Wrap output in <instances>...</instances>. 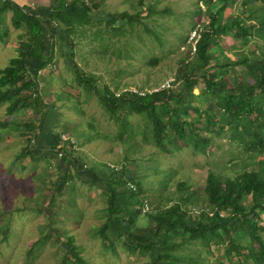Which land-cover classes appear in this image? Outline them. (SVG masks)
Here are the masks:
<instances>
[{
  "label": "rangeland",
  "instance_id": "1",
  "mask_svg": "<svg viewBox=\"0 0 264 264\" xmlns=\"http://www.w3.org/2000/svg\"><path fill=\"white\" fill-rule=\"evenodd\" d=\"M138 1L87 0L93 9L94 22L73 37L72 61L79 76L88 78L89 82L78 80L71 64L69 44L63 42L60 49L56 39L53 63L38 72V88L36 93L30 91L28 104L10 116L6 114V103L0 104V123H7L0 126V264H77L70 255L68 260H63L64 243L70 236L76 252L90 264H143L150 260V254L131 252L125 246V237L118 234L116 221L110 222L107 239L98 235L100 226L108 218L105 186L111 180V167L120 170L125 166L123 174L116 176V179L122 176L120 182L113 183L119 196L126 195L127 181L139 182L140 197L147 201L149 210L142 213L130 203L125 207L121 197L116 205L123 208V213L140 212L132 216L130 227L124 222L125 215H120L117 221L119 226L123 224L125 233L129 229L140 233L147 229L153 231L154 222L147 213L176 201L180 182H186L195 191L196 202L188 207L201 205L208 172L233 178L244 170L259 169L258 161H264V152L245 149L237 139L231 138L230 132L219 136L207 134L201 127L206 116L196 121L193 111L186 121H195L199 133L211 137L205 152L194 150L192 144L184 146L179 140L178 144L169 145L170 152L161 151L152 142L149 124L140 115H130L128 132L122 138L118 136L121 129L104 111L94 87L101 93L105 86L117 88L116 95L125 89L145 92L167 87V83L174 81L179 62L192 56L187 39L192 29L201 28L207 21L203 0H145L154 12L142 16L132 26L126 21L107 26L104 20H97L122 11L137 13L142 8ZM212 1L210 8L214 10L219 4ZM235 3L226 6L223 14L227 19L240 13L246 17L247 7L243 6L246 0ZM48 39L46 30V43L50 42ZM8 41L0 40V68L19 50L20 38L16 34L9 41L14 50L2 47ZM221 46L229 59L234 60L237 55L249 57L241 72L250 70L264 57V43L255 36L241 41L225 37ZM241 67L230 70L238 74ZM194 93L199 96L196 105L219 115L216 97L203 89L200 77ZM36 96L39 105L34 102ZM41 120L49 123L45 136L59 139L57 145L66 149L62 160L59 154L51 153L54 151L49 146L36 150L32 138L28 142L29 134H19L20 131L28 133L24 123L39 126ZM37 135L42 143L43 133L39 131ZM26 145L34 151V157L19 156ZM61 163L68 165L70 177L66 182H62L61 172L66 169ZM77 170L87 173L88 179L77 177ZM92 172L99 180L94 179ZM128 177L133 180L124 183ZM260 217L264 219V212ZM210 248V254H202L206 248L194 244L181 248L178 253L185 256L201 253L195 264L223 263L222 248L214 244Z\"/></svg>",
  "mask_w": 264,
  "mask_h": 264
},
{
  "label": "trees",
  "instance_id": "2",
  "mask_svg": "<svg viewBox=\"0 0 264 264\" xmlns=\"http://www.w3.org/2000/svg\"><path fill=\"white\" fill-rule=\"evenodd\" d=\"M203 1L207 8V21L201 24L194 51L191 52L190 49L192 56L179 62L180 65L174 73V81L169 86L145 92L125 89L118 95L115 92L117 88L114 90L105 86L101 93L94 87L96 95L104 111L119 125L121 130L118 136L121 138L128 132L130 126L128 117L140 115L149 124L152 142L161 151L170 152L169 145L178 144L180 141L184 146L192 144L194 150L205 152L211 137L202 136L194 124L195 121H186L189 112L193 111L196 121H199L202 115L206 116L201 127L207 134L219 136L221 133L230 132L231 138L237 139L245 149L263 153L264 57L250 70L241 72L244 70L241 66L247 65L249 57L237 55L236 59H229L223 52L221 41L225 37L241 41L255 36L264 43V0H246L245 5L243 4L247 7L246 17H241L240 13L228 19L223 14L226 6L234 5L240 0H216L219 5L214 10L210 8L212 0ZM86 2L87 0H53L49 16L37 17L28 13L24 6L19 7L9 0L3 1L0 16L5 11H11L12 27L18 29L23 26L24 29L17 55L12 57L5 67L0 68V104L6 103L7 115L14 114L28 104L31 98L30 91L36 93L38 72L53 63L56 39L60 42V49L63 42L67 41L69 44L68 52L78 80L89 82L88 78L79 76L72 61L73 37L78 36L81 28L94 22L93 9ZM256 2L261 5H255ZM138 3L142 8L137 13L129 14L122 11L97 20H104L107 26L118 21H126L132 26V23L139 22L142 16L154 12L153 6L145 0H139ZM95 4L93 6H96ZM199 11L201 12L200 8ZM43 25L49 31V43H46ZM62 52L65 55L63 50ZM152 63L155 64L154 59ZM235 66L241 67L238 74L230 70ZM199 77L202 78L203 89L216 97L219 115L209 108L201 109L196 105L199 96L198 93H194V89ZM248 79H252V82H248ZM34 102L39 105L38 96L34 98ZM42 123L45 122L41 120L39 126L33 122L24 123L25 131L28 133L21 131L19 133L29 134L28 142L32 138L36 150H42L44 146L43 141L40 143L37 140ZM6 124L2 122L0 126ZM37 128L38 132L35 133ZM49 147L54 151L49 152L62 156L61 160L67 153L61 146ZM26 155L31 157L35 155L28 145L19 154L20 157ZM258 162L259 169L244 170L233 178H224L208 172L200 199L204 205L201 203L188 207L196 200L195 191L190 190L186 182H180L176 201L147 213L154 222L153 231L147 229V232L140 233H134L130 229L125 233L123 224L119 226L117 222L120 215H125L124 222L126 221V225L130 227V224H133L132 216L140 212L136 210L132 213H123V208L116 205L120 194L115 184H118L122 177L120 176L118 180L116 176L123 174L125 166H121L120 170L119 168L113 170L111 167L109 174L111 180L105 186L108 192V218L100 226L98 235L102 239H107L110 222L116 221L118 234L125 237V246L131 252L150 254V260L143 264H195L202 254L211 253L212 244L222 248L221 258L225 263L219 264H264V219L260 217V213L264 212V161ZM57 167L61 171L59 163ZM67 172L68 170H62V182H66L70 177ZM132 178L128 177L124 183L133 180ZM131 183L136 187L134 189L127 187L124 195L125 207H128L129 203L141 207L147 201L140 197L139 182L134 180V183ZM246 198H249V201L245 200ZM194 208L199 209L198 214H194ZM194 244L204 246L205 252L196 256L178 253L181 248H188ZM64 245L66 255L63 256V260H68L70 255L77 264H90L76 252L73 237H68Z\"/></svg>",
  "mask_w": 264,
  "mask_h": 264
},
{
  "label": "crops",
  "instance_id": "3",
  "mask_svg": "<svg viewBox=\"0 0 264 264\" xmlns=\"http://www.w3.org/2000/svg\"><path fill=\"white\" fill-rule=\"evenodd\" d=\"M4 0H0V6L2 5ZM11 1L12 3L16 4L17 6L19 7H22L24 6L25 7V10L28 11V13L30 14H33L34 16H37V17H46V16H49V13H50V6L53 4V0H9ZM11 17H12V12L11 11H5L4 13L1 14L0 16V34H1V38L0 40L4 39L7 41L15 36L17 37H21L23 34H24V29H23V26H21L20 28L18 29H15L12 27L11 25ZM43 29H44V32L46 34V30H48L47 27H45V25H43ZM4 37V38H3ZM8 43L5 44V42H3V48H10L11 50H14V47H12L13 45L11 43ZM31 65V64H30ZM53 123V122H52ZM47 123L45 121V123H42V127H41V130L40 132L43 133L42 135V139L41 141H43V148H46V146H52V145H57L59 144V139H56L54 137H51L52 135H48L45 136V127L47 126ZM50 132V131H49ZM73 163L75 164L74 160H73ZM62 165V163H61ZM62 166H64V169L67 170L68 168V165L66 163H64ZM74 166V165H73ZM77 173V174H76ZM75 175L77 177H80L82 180L84 179H88L87 178V173H80L78 170L76 171ZM92 176L94 177V179H98V176L97 175H94L93 172H92ZM122 198V202L124 203L125 202V199H124V195L123 196H118V198ZM117 198V200H118Z\"/></svg>",
  "mask_w": 264,
  "mask_h": 264
},
{
  "label": "built area",
  "instance_id": "4",
  "mask_svg": "<svg viewBox=\"0 0 264 264\" xmlns=\"http://www.w3.org/2000/svg\"><path fill=\"white\" fill-rule=\"evenodd\" d=\"M199 30H200V28H199V26H195L193 29H192V31H191V33L189 34V36H188V42L191 44V52H193L194 51V45H195V43H196V41H197V39H198V37H199ZM170 85V83H167V86H169ZM60 155V154H59ZM128 188H131V189H134V186H133V184L132 183H128ZM139 210L142 212V213H145V212H147L148 210H149V205H148V203L147 202H145L144 204H142V206L141 207H139ZM193 212H194V214H198L199 213V211L196 209V208H194L193 209Z\"/></svg>",
  "mask_w": 264,
  "mask_h": 264
}]
</instances>
